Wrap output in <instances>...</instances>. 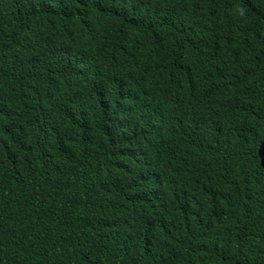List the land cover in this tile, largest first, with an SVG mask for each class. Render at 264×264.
I'll return each instance as SVG.
<instances>
[{"label":"trees","instance_id":"trees-1","mask_svg":"<svg viewBox=\"0 0 264 264\" xmlns=\"http://www.w3.org/2000/svg\"><path fill=\"white\" fill-rule=\"evenodd\" d=\"M0 264H264V0H0Z\"/></svg>","mask_w":264,"mask_h":264}]
</instances>
